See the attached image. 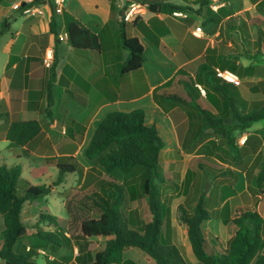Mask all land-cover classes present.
Listing matches in <instances>:
<instances>
[{"label":"crops","instance_id":"0c3cea01","mask_svg":"<svg viewBox=\"0 0 264 264\" xmlns=\"http://www.w3.org/2000/svg\"><path fill=\"white\" fill-rule=\"evenodd\" d=\"M30 1L0 0V29L4 22L10 24L9 30L0 34V155L2 151L8 153L4 165H21L22 170L31 174L30 179L43 170L49 172V167L59 175L55 164L47 165V158L60 159L76 156L81 151L84 153L98 123L108 112L143 109L147 122L155 124L163 141L166 140L162 160L165 152L171 156L179 154L190 161L203 157V161H196L201 173L189 167L180 172V186L197 189L200 186L199 177L205 174L208 196L210 190L219 185L215 183V168L220 165L227 167V185L231 189L226 197L223 198L221 192L220 196L222 205L225 204L223 216H231L232 205L254 186L255 177L253 175L249 179V172L263 150L264 134L253 132L257 130V127L253 128V123L237 135L238 155L228 149V155L224 157L220 155L219 147L225 143L204 128L199 108L169 99L166 92L181 86V69L197 78L204 65L211 64L216 69L232 71L241 78V85L245 84V87H237L244 100L264 101V0H218L217 10L211 8L215 0H208L205 5H201L200 0H165L189 6L190 11L183 12V17L174 13L154 14L145 7L141 14L143 20L137 28L163 55L159 53L158 62L153 66H147L145 55L143 73L126 75L119 72V64L126 59L128 52L121 49L118 24L111 18L112 0H64V11L74 15L94 32L112 23L100 51L74 48L67 39L63 14H57L60 39L57 44L50 31L51 10L48 3L40 4L42 12L35 15H27L14 8L17 3ZM232 20H235L234 24ZM192 23H196L195 28L202 27V32L195 35L194 28L189 37L187 25ZM155 39H159V45L151 42ZM47 48H53L59 54L56 78L51 88L52 112L49 119L42 112L38 113L46 134L43 150L31 149L26 153L27 146L14 145L7 139L6 127L19 120L24 112L47 106L45 81L50 77L51 66L43 62ZM210 50L211 54H208ZM160 87L164 91L154 96L155 89ZM198 103L202 109L216 116L223 112L225 104L223 100L210 98V95H200ZM231 118L234 121L233 114ZM260 128H264V123ZM207 145L210 146L207 150H201ZM164 162L167 166L169 163L166 162L170 161ZM87 173L88 170L80 184L84 189L94 187L98 181L88 179ZM194 174L197 179H192ZM261 199L262 196L255 207L250 206L264 217ZM63 206L66 211V202ZM65 214L64 217H67V212ZM175 220L172 212V225L179 243ZM221 224L226 228L223 220ZM182 228L185 233L182 241L191 252L186 224H182ZM188 262L199 263L192 252Z\"/></svg>","mask_w":264,"mask_h":264},{"label":"trees","instance_id":"16d2710c","mask_svg":"<svg viewBox=\"0 0 264 264\" xmlns=\"http://www.w3.org/2000/svg\"><path fill=\"white\" fill-rule=\"evenodd\" d=\"M134 1L154 14L191 9L187 5L160 0ZM44 3L49 4L50 31L58 44L59 25L54 0L24 2L21 10ZM199 3L205 5L208 0H200ZM127 10V6L119 9L116 1L112 0L111 18H117L120 47L128 52L126 59L119 64L121 75L142 73L145 62L144 44L128 30L129 24L137 28L143 17L138 14L130 21L125 20ZM62 14L67 39L74 48L96 51L103 49L105 34L112 23H107L99 32H94L74 15L64 10ZM9 27L10 24L4 22L0 34L8 31ZM151 42L160 44L159 39ZM58 61L59 54L55 50L50 77L45 81L47 106L24 112L19 120L6 127L7 139L14 145L27 146L26 153L31 149L43 150L42 146L45 145L46 134L38 113L42 112L47 119L51 116V88L56 78ZM179 76L182 84L177 90L166 92L168 98L199 108L204 128L216 135L237 156V132L247 130L253 123L264 120V101L244 100L240 97L237 85L218 77L216 68L211 64H205L197 78L187 75L182 69ZM198 83L205 84L208 88L207 97L210 95L214 100L224 101V110L220 115L216 116L201 108L198 103L201 95L196 86ZM162 91L164 88L155 89L154 96ZM231 114L234 115V121L229 123ZM163 147L164 141L157 126L147 122L143 109L108 112L98 123L84 149V155L94 165L100 166L107 177L98 179L92 188L75 189L66 201L67 217L41 213L34 225L23 218L25 204L49 195L53 186L59 185L65 176L79 171V164L74 161L73 156L47 158V165L55 164L59 170L58 178L52 186L31 184L21 176V165L0 166V214L4 225L0 261L5 264H38L39 252L44 250L49 252L47 264H72L73 261L77 264H140L124 256L126 248L136 247L153 258L155 264H190L182 246L177 242L172 225V207L162 191L163 185L178 187V183L161 169ZM196 161H203V157ZM116 170L132 177L120 181L114 175ZM255 183L257 188L263 190L264 160L256 172ZM143 199L147 200L151 219L142 226H137L132 224L126 206L130 200L141 203ZM221 202L220 187L216 185L208 196L203 192L192 206L182 203L177 207V219L187 226L191 249L199 264H264L262 214L256 208L248 206L238 207L233 217L223 216ZM93 213L98 216H93ZM220 218L234 229L226 246H221L218 238L209 236L204 228L206 221ZM30 225L36 230L35 241L22 243L28 235ZM95 240H104L103 247L96 249ZM209 243L212 245L211 250L208 249ZM75 248L78 250L77 254Z\"/></svg>","mask_w":264,"mask_h":264},{"label":"rangeland","instance_id":"374dc122","mask_svg":"<svg viewBox=\"0 0 264 264\" xmlns=\"http://www.w3.org/2000/svg\"><path fill=\"white\" fill-rule=\"evenodd\" d=\"M116 5L119 9L127 6L128 8L132 5L135 4L136 1L134 0H115ZM160 1H165V0H160ZM21 5V3H17ZM139 4V3H138ZM189 7V6H188ZM237 7H234L236 9ZM16 10L20 11L21 8H15ZM190 10L183 11L184 13H187ZM147 15V13L145 14ZM180 17V16H177ZM117 19V18H116ZM115 19V20H116ZM119 19V18H118ZM132 18H129V21L132 20ZM233 24L235 23V20H232ZM196 23L188 24L187 28H189V37H191V32L195 28ZM128 30L132 31L134 35H137L141 37L142 42L144 46L146 47L145 50V55L147 57V66H153L154 64L158 62V57L160 54L163 55V52L161 50H157L158 48L156 46H153L151 43L147 41L145 36L140 33L139 28H134L131 24L128 25ZM225 31V30H224ZM120 38V37H119ZM127 52L126 50H124ZM156 51L158 54H156ZM160 53V54H159ZM208 54H211V50L208 52ZM167 55V54H166ZM167 57V56H164ZM171 64H173V61H171ZM171 70V67H170ZM143 73V72H142ZM242 86V85H241ZM203 87L206 89L208 92V88L203 84ZM245 84L241 87V89H244ZM206 100V98L204 99ZM233 122V118L229 120V123ZM264 123V120H260L254 123L253 128H256L257 130L253 132H262L264 134V128H260L261 125ZM239 132H237V135L239 136ZM210 135V133H208ZM204 140V138L202 139ZM164 141H166L164 139ZM210 146L207 145L206 147L201 148V150H207ZM228 146L225 144H220L219 147V152L220 155H223L224 157H227L228 153ZM8 156L7 152L2 151V154L0 155V164L4 165V159L5 157ZM74 157V161L79 164V171L73 173V174H68L67 176L64 177V182H61L57 187L53 186V191L45 196L44 198H41L39 200H35L32 202H27L25 204V207L23 209V218L26 222L30 223L31 225H34V223L38 222V219L40 217V214H52L56 216H65L66 211L63 206L64 202L67 201L68 197L73 193V191L77 188L80 187V184L84 178L85 171L88 170V179H92L93 181H97V179H101L102 177H107L105 172L102 170L100 166L94 165V162L89 160L84 153L81 151L79 154H77ZM12 158V157H11ZM164 160L170 161L166 162L169 163V165L164 166L165 162ZM264 160V147L261 152V154L258 156V160L255 161L253 166L251 167L252 170L249 172V179H251L254 175L256 176V172L259 169V166L262 164ZM173 162V163H172ZM1 165V166H2ZM11 167V166H8ZM193 169V171H197L201 173L199 167L196 164L195 158L190 160H187V158H181L179 154L174 153L172 156L169 155V153L165 152L163 155V160L161 162V169L166 171L167 174H169V177L178 183V187L170 186L168 185H163L162 186V191L164 193L165 198L168 200L172 207V212H173V217L176 219V228L177 232L179 231V236H178V241L179 244L182 246L183 252L188 260H190V254L193 251L186 246L183 241L182 237H185L184 230L182 228V223H180L177 219V207L178 204L185 203L188 206H192L193 203L198 199L200 193H206L207 190H209V186L207 187L205 184L207 183L206 179H204L205 174L199 177V184L200 186L196 188H188L184 185L180 186V172L185 171L186 168ZM47 169V167H46ZM226 169L227 167L224 165H220L219 167L217 166L214 171V177H215V183H218L220 186V192L224 197H226L231 188H228L227 185V179L228 175L226 174ZM114 175L120 180L123 181L126 178L132 177L131 175H126L125 173H122L119 170H116ZM23 178L28 179L31 183L34 185H47V186H52V183L57 180L58 178V172L49 167V172H46L43 170L42 172H39L36 174L32 179H30L31 174L28 172H25L22 170V175ZM192 179H197L196 174L192 176ZM208 188V189H207ZM251 188L253 190H251ZM248 192L245 193V195L242 196V198L237 199V201L232 205L233 207V213L231 212V216L233 217L237 213L238 207H248L250 205H254V207L257 204V200H259L260 196H262V204H261V211L264 212V188L263 190L260 188H257L256 183H254V186H252ZM241 189H239L240 191ZM254 190H256V195L254 194ZM249 193V194H248ZM65 200V201H64ZM223 202V200H222ZM221 202V209L222 211L225 210V204L222 205ZM126 211L129 213L130 220L132 224H135L137 226H142L145 222L149 221L151 219V212L149 210L147 200L143 199L141 203L137 202H130L127 203L126 206ZM93 216H98L96 213H93ZM221 219H211L208 220L204 223V228L205 230L209 233V236L212 237H217L219 244L221 246H226L227 244V238L231 237V234L233 232V228L224 226L221 224ZM28 228V235L24 238L22 243L29 244L33 243L36 238V230L33 227ZM45 229H48L46 225H43ZM3 218L2 215L0 214V248L3 243ZM228 232H226V230ZM96 244V249L102 248L104 245V240H95ZM208 249H212L211 243L208 245ZM78 250L75 248V254H77ZM39 256L37 258L38 264H47V256H49L48 251H40ZM124 256L126 258H132L135 261H137L140 264H155V261L153 258H151L146 252L143 250L136 248V247H128L125 249ZM0 264H5L4 262L0 261ZM72 264H77L75 261L72 262ZM199 264V263H198Z\"/></svg>","mask_w":264,"mask_h":264},{"label":"built area","instance_id":"2783aa9c","mask_svg":"<svg viewBox=\"0 0 264 264\" xmlns=\"http://www.w3.org/2000/svg\"><path fill=\"white\" fill-rule=\"evenodd\" d=\"M216 3L214 5L211 6V8L213 10H217L218 9V5L217 3L219 2L218 0H215ZM23 4L19 5V4H16L14 5V8H21ZM54 5H55V12L57 14H62L63 13V7H64V0H54ZM40 4L38 5H34V6H31V7H25L22 11L23 13L27 14V15H35V14H38V13H41V9H40ZM145 7L138 4V3H135V4H132L126 14H125V20H129V18H134L135 16H137L138 14H142L143 13V9ZM174 14L176 16H185V14L181 11H176L174 12ZM194 34L195 35H198L202 32V27H196L194 29ZM54 54H55V50L53 48H47L46 50V53L43 57V62L47 65H52L53 63V60H54ZM216 74L218 77H220L222 80L226 81V82H229V83H232V84H235L237 86L241 85L242 81H241V78L234 72L232 71H229V70H225V69H216ZM196 86L198 87L201 95L203 96H206L207 95V91L206 89L203 87L202 84H196Z\"/></svg>","mask_w":264,"mask_h":264}]
</instances>
